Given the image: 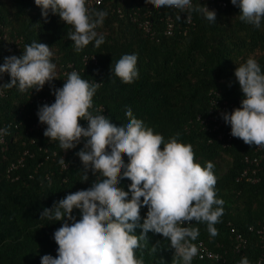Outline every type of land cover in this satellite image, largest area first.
<instances>
[{"label": "trees", "instance_id": "obj_1", "mask_svg": "<svg viewBox=\"0 0 264 264\" xmlns=\"http://www.w3.org/2000/svg\"><path fill=\"white\" fill-rule=\"evenodd\" d=\"M199 3L203 5L193 0L191 9L180 12L149 5V0H104L90 10L107 12L96 28L104 35V43L97 48L90 42L77 51L68 38L71 26L58 15L49 13L45 20L34 0H0V64L14 52L20 56L24 46L34 40L45 43L51 47L57 65V77L51 85L47 83L49 89L63 85V70L72 62L82 78L99 83L89 112H98L97 107L103 105L104 115L123 123L130 118L124 109L131 106L132 114L162 134L165 141L176 137L190 144L196 162L214 165L216 196L224 202L223 214L214 225L216 236L209 234L206 222L193 221L188 226L199 229L197 241L205 240L211 249L226 251V261L198 258L195 264H238L242 255L234 249L237 233L249 237L246 254L254 262L264 252L256 231L249 229L264 219V170L263 181L258 183L238 181L237 176L246 167L245 154H260L264 148L256 152L255 145L237 137L231 146H225L209 118L211 109L217 110L226 101L234 108L240 106L243 93L234 76L239 64L253 57L264 72V21L260 28L241 21L240 9L230 5L216 10V22L212 23L199 11ZM170 16L175 28L167 33ZM149 18L155 32H145L141 25ZM126 50L137 52L138 75L131 81H123L111 72L112 61ZM10 79L8 73L0 74V86ZM30 92L31 89L20 91L18 86L0 87V127L7 129L9 144L4 150L0 142V264H40L44 254L55 257L58 245L53 233L62 221L40 218L41 211L100 176L99 169L89 170L88 180L80 181L83 165L73 158L81 145L71 153L69 160L73 162L68 169L62 170L59 161H45V148L54 150L59 144L43 135L46 125L39 122L36 113L44 102L31 98ZM207 118L205 123L210 129L201 121ZM78 122L87 126L82 118ZM222 128L230 129V125ZM32 138L37 143H32ZM25 147H30L35 157L29 156L24 167L9 172L11 163ZM48 173L52 174L51 180ZM127 180L120 181L124 188ZM146 211V206L141 208V217ZM73 214L78 217L79 210L74 209ZM141 231L137 227L135 234ZM139 245L135 256L144 264H182L161 234L149 231Z\"/></svg>", "mask_w": 264, "mask_h": 264}, {"label": "clouds", "instance_id": "obj_2", "mask_svg": "<svg viewBox=\"0 0 264 264\" xmlns=\"http://www.w3.org/2000/svg\"><path fill=\"white\" fill-rule=\"evenodd\" d=\"M192 2L152 0L157 8L170 7L180 12L191 9ZM34 3L45 20L51 13L71 26L68 38L77 51L90 42L97 48L104 43V35L96 28L107 12H90L88 0H34ZM231 3L240 9L241 21L261 27L264 0H231ZM199 11L209 22H216L214 9L200 4ZM52 57L51 47L37 40L26 44L20 56H5L0 74L8 73L11 79L3 86L39 91L45 83L51 85L57 77ZM136 57L134 50L121 52L112 61L111 72L123 81H131L138 75ZM234 76L243 97L239 107L221 112V118L230 125L232 136L248 145L264 146V72L257 60L249 57L235 68ZM98 86V82L90 83L73 70L62 87L51 89L54 102L38 106L36 115L46 125L43 135L50 141H58L65 151L75 148L83 139V148L76 153L83 165L80 181L88 180L89 170L99 169L100 173L87 187L66 194L41 211L40 218L62 224L53 233L57 255H42L40 264H144L134 250L149 231L167 239L182 264H191L198 252L191 241L197 239L199 229L188 225L193 221L206 222L209 234L214 237L218 234L214 225L224 211L223 200L216 196L214 165L196 162L192 146L176 137L165 141L162 134L132 114L131 106L124 109L130 118L123 123L107 115H93L89 108ZM81 118L87 121L86 127L78 122ZM6 133V128H0V139ZM59 162L65 164L63 158ZM124 178L131 181L127 191L118 186ZM145 206L147 211L141 217L140 210ZM74 209L79 210L78 217L73 214ZM137 227L142 230L140 235L135 234ZM239 264L251 262L243 256Z\"/></svg>", "mask_w": 264, "mask_h": 264}, {"label": "built area", "instance_id": "obj_3", "mask_svg": "<svg viewBox=\"0 0 264 264\" xmlns=\"http://www.w3.org/2000/svg\"><path fill=\"white\" fill-rule=\"evenodd\" d=\"M104 0H88V7L89 10H91L92 7L97 6L99 4H102ZM203 5L207 6L210 10L214 9L215 11L220 9V8H226L228 6H234L231 3V0H200ZM193 3V2H192ZM152 4V0H149V5ZM135 8V7H134ZM133 8V9H134ZM141 25H143V28L145 29V32H150L153 31L155 32V29H153L154 24L152 23L151 18L144 20V22L141 23ZM175 28V21L174 19L170 16L169 19L167 20V29L166 32L167 33H172L173 30ZM21 41V38H19L17 40V43H19ZM15 47L13 45L12 47V51H14ZM14 55L15 54L14 52ZM87 59H89L87 56L85 57V60L87 62ZM93 59L96 60V57L93 56ZM76 70V67L74 65V63H69L63 70V79L66 80L67 79V74L70 73L71 71ZM86 79V78H84ZM88 80V79H86ZM91 83V80H88ZM58 87H62V85H57L56 88ZM30 96L31 98L35 99L36 97L44 102V103H52L54 102V95L52 94L51 89L48 88L47 83H45V85L43 86V88L39 91H36L35 89L31 90L30 92ZM234 109L233 104H229L227 101L224 103L223 106L217 108V110L215 108H212L210 113L211 116L209 119H211L213 121V129L214 131L218 132V136L219 138L223 141L225 146L230 145V143L234 140V136L231 135L230 133V129H223L222 126H224L226 123L224 122V120L221 118V112L223 111H232ZM97 111L98 112H94L92 113L93 115H104L105 114V107L103 105H100L97 107ZM207 119H202V123H204L205 126H207L208 129H210V126L208 125ZM36 126V124L34 125ZM3 128V127H0ZM46 128V126L43 128ZM32 130V128L30 129ZM36 138H32L31 142L32 143H37ZM0 142L4 143V150L8 149V142H7V138L5 136V134L3 135L2 139H0ZM54 142V141H52ZM81 145L79 150L81 148H83V139L81 140V143L78 144ZM77 145V146H78ZM77 146L73 149H69V150H63L60 147L54 150H50V148H45V161L47 160H54V161H60L61 158L64 159L65 164H61V169H68L72 162L74 160H80L79 157L77 155H75V157L72 160L70 158V155L73 151L76 150ZM107 148V145L105 146ZM256 147V152L258 151H262L264 146H255ZM40 150L43 149V146L39 147ZM78 150V151H79ZM77 151V152H78ZM34 158L35 157V153L34 151H32V149L30 147H25V149H23V151L20 153L19 158L12 162L10 167H9V172L15 170V169H19L20 167H24L26 164V160L28 157ZM122 158L127 161L128 158L126 156V154H124L122 152ZM244 160L246 163V167L241 171L240 175L237 176V180L238 181H247L250 183H258L263 181V176H262V171L264 170V152L262 151L260 154L259 152L257 154H245L244 156ZM51 173H48L47 178L48 180H51ZM131 181L128 179L127 180V186L128 184H130ZM119 187H122L125 191L128 190V188H124V186H122L121 184L118 185ZM126 186V187H127ZM81 190V189H80ZM192 223V222H191ZM249 229L251 231H256L257 235H258V240L259 243H261V245L264 247V219H259L255 224H252ZM191 243H193L197 249V255H195L192 259L191 264H195V259H202V258H211L215 261L220 262H224L226 261V251L225 252H219L218 250H214L211 249L208 242L205 240H196V241H191ZM248 245H249V237L246 236L243 233H237L236 237H235V244H234V249L235 251L241 253L242 257L246 256V251L248 249ZM240 261V260H239ZM239 264V262H238ZM251 264H264V252L258 256V258L254 261L251 262Z\"/></svg>", "mask_w": 264, "mask_h": 264}]
</instances>
